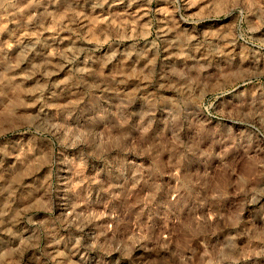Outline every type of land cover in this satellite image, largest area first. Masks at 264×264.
Masks as SVG:
<instances>
[{
    "label": "rangeland",
    "instance_id": "374dc122",
    "mask_svg": "<svg viewBox=\"0 0 264 264\" xmlns=\"http://www.w3.org/2000/svg\"><path fill=\"white\" fill-rule=\"evenodd\" d=\"M0 264H264V0H0Z\"/></svg>",
    "mask_w": 264,
    "mask_h": 264
}]
</instances>
